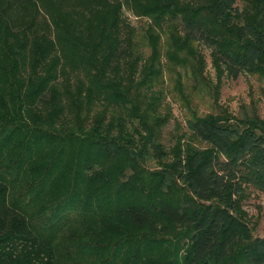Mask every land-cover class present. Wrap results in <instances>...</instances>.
Masks as SVG:
<instances>
[{
    "label": "trees",
    "instance_id": "trees-1",
    "mask_svg": "<svg viewBox=\"0 0 264 264\" xmlns=\"http://www.w3.org/2000/svg\"><path fill=\"white\" fill-rule=\"evenodd\" d=\"M204 50L264 85V0H0V264H264V118L163 139L168 96L215 99Z\"/></svg>",
    "mask_w": 264,
    "mask_h": 264
},
{
    "label": "rangeland",
    "instance_id": "rangeland-1",
    "mask_svg": "<svg viewBox=\"0 0 264 264\" xmlns=\"http://www.w3.org/2000/svg\"><path fill=\"white\" fill-rule=\"evenodd\" d=\"M123 16L132 26H137L139 21L133 18L129 13L123 11ZM146 54V49L143 50ZM205 59L204 73L211 86H216L215 99L211 98L207 89L200 93H190L188 105L181 101L172 100L169 96L166 103L170 108V119L167 125L162 129L163 139L169 138L174 123L182 127L184 120L189 116V109L198 116H204L218 111H226L230 115H239L243 111H249L250 106L255 107L256 113L260 118H264V104L260 97L259 88L263 84L255 81L252 77L240 75L235 79L222 77L217 80L210 67L208 51H203ZM167 89L171 82L165 80ZM154 165L148 164L152 168ZM239 211L243 220L247 222L253 237H264V193L251 187H244L243 198L239 203ZM240 215V217H241Z\"/></svg>",
    "mask_w": 264,
    "mask_h": 264
}]
</instances>
